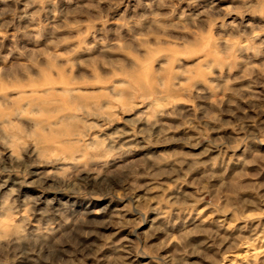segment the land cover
<instances>
[{
	"label": "rangeland",
	"instance_id": "obj_1",
	"mask_svg": "<svg viewBox=\"0 0 264 264\" xmlns=\"http://www.w3.org/2000/svg\"><path fill=\"white\" fill-rule=\"evenodd\" d=\"M0 264H264V0H0Z\"/></svg>",
	"mask_w": 264,
	"mask_h": 264
}]
</instances>
